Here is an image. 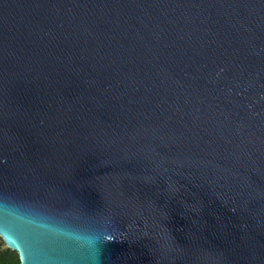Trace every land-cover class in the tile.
I'll list each match as a JSON object with an SVG mask.
<instances>
[{"label":"water","instance_id":"water-1","mask_svg":"<svg viewBox=\"0 0 264 264\" xmlns=\"http://www.w3.org/2000/svg\"><path fill=\"white\" fill-rule=\"evenodd\" d=\"M0 236L264 264V0H0Z\"/></svg>","mask_w":264,"mask_h":264},{"label":"rangeland","instance_id":"rangeland-1","mask_svg":"<svg viewBox=\"0 0 264 264\" xmlns=\"http://www.w3.org/2000/svg\"><path fill=\"white\" fill-rule=\"evenodd\" d=\"M18 262L17 252L9 248L0 236V264H18Z\"/></svg>","mask_w":264,"mask_h":264}]
</instances>
